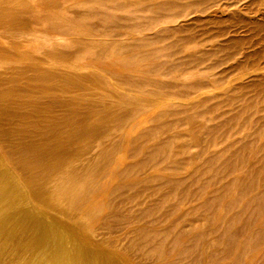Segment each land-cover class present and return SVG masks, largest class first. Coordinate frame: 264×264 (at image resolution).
Wrapping results in <instances>:
<instances>
[{
	"label": "bare ground",
	"instance_id": "6f19581e",
	"mask_svg": "<svg viewBox=\"0 0 264 264\" xmlns=\"http://www.w3.org/2000/svg\"><path fill=\"white\" fill-rule=\"evenodd\" d=\"M0 191V264H264V0H0Z\"/></svg>",
	"mask_w": 264,
	"mask_h": 264
},
{
	"label": "rangeland",
	"instance_id": "374dc122",
	"mask_svg": "<svg viewBox=\"0 0 264 264\" xmlns=\"http://www.w3.org/2000/svg\"><path fill=\"white\" fill-rule=\"evenodd\" d=\"M5 188H6V190H7V187H5ZM5 188H4V189H5ZM4 189H1V191L3 190V192H2L3 194L6 193V191H5ZM1 191H0V192H1ZM4 191H5V192H4ZM0 194H1V193H0ZM1 196H2V197H1ZM1 196H0V199H1V198L3 199L4 195L1 194ZM2 199H1V200H2ZM1 200H0V202H1ZM8 212H11V211H8ZM2 219H4V217H1L0 221H1ZM72 249H73V251H72L73 253H72V254H76V255H78V252H77L78 249H76V250H74L75 248H72ZM75 252H76V253H75ZM121 256H122V257H123V256L125 257L126 255L123 254V255H121ZM102 258H103V259H102ZM98 259H99L100 261H102L103 264H104V263H106V264H112L111 260L109 261V259H106V258H104L103 256H101V257L99 256ZM117 260H118V259H117ZM114 262H115V260L113 261V264H117V263L120 264L119 262H117V263H116V262L114 263ZM121 264H122V263H121ZM131 264H134V263H131Z\"/></svg>",
	"mask_w": 264,
	"mask_h": 264
}]
</instances>
